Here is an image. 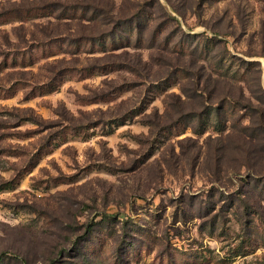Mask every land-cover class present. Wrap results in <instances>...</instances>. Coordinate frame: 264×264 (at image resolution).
I'll list each match as a JSON object with an SVG mask.
<instances>
[{
    "label": "rangeland",
    "instance_id": "374dc122",
    "mask_svg": "<svg viewBox=\"0 0 264 264\" xmlns=\"http://www.w3.org/2000/svg\"><path fill=\"white\" fill-rule=\"evenodd\" d=\"M264 0H0V264H264Z\"/></svg>",
    "mask_w": 264,
    "mask_h": 264
},
{
    "label": "trees",
    "instance_id": "16d2710c",
    "mask_svg": "<svg viewBox=\"0 0 264 264\" xmlns=\"http://www.w3.org/2000/svg\"><path fill=\"white\" fill-rule=\"evenodd\" d=\"M262 93H264L263 89H262ZM261 116H262V119L264 120V111H262Z\"/></svg>",
    "mask_w": 264,
    "mask_h": 264
}]
</instances>
